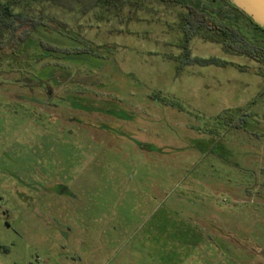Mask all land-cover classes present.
<instances>
[{
	"label": "rangeland",
	"instance_id": "rangeland-1",
	"mask_svg": "<svg viewBox=\"0 0 264 264\" xmlns=\"http://www.w3.org/2000/svg\"><path fill=\"white\" fill-rule=\"evenodd\" d=\"M12 10L43 25L0 27V264H264L259 64L181 3Z\"/></svg>",
	"mask_w": 264,
	"mask_h": 264
},
{
	"label": "trees",
	"instance_id": "trees-1",
	"mask_svg": "<svg viewBox=\"0 0 264 264\" xmlns=\"http://www.w3.org/2000/svg\"><path fill=\"white\" fill-rule=\"evenodd\" d=\"M20 0H10L5 3L0 1V27L10 28L12 32H15L21 26H28L31 28L32 31H35L38 26L43 25L40 21L30 18L22 12H13L12 7L16 6ZM56 4L59 7L72 9L74 3H78L82 6L83 12H88L92 8L103 5L106 8H111L114 6L116 0H55ZM161 2L165 3H181L187 9V15L185 16V20L182 24L183 33L186 38H190L194 36L196 33L203 32L207 38L213 41H221L224 43L223 38L230 37L235 45L229 46L231 49L245 53L253 58L257 57V54L261 53V63L264 65V50L260 51L258 46L247 43L243 41L244 46H239L236 42L240 39L239 35L222 21L211 14L207 9L204 8L203 3L212 0H196L193 3H190V0H160ZM222 15V14H221ZM17 23V25H16ZM19 24V25H18ZM254 24V23H253ZM255 27L260 28L258 25L254 24ZM264 30V29H262ZM208 32L214 33V35H206ZM30 30H23L21 35L19 36L20 41L28 36ZM201 34V33H200ZM42 50L44 51H54L57 50L53 46H44L42 43L40 44ZM228 46V45H227ZM88 49H76L74 53L76 55H81L87 52ZM65 56H69L71 51L65 49L63 50ZM63 58V57H62ZM67 58V57H66ZM65 59V57H64Z\"/></svg>",
	"mask_w": 264,
	"mask_h": 264
},
{
	"label": "flooded vegetation",
	"instance_id": "flooded-vegetation-1",
	"mask_svg": "<svg viewBox=\"0 0 264 264\" xmlns=\"http://www.w3.org/2000/svg\"><path fill=\"white\" fill-rule=\"evenodd\" d=\"M209 3H210V5H221L222 6V9H221L223 11L222 17H224V19L226 21V23H224V22L223 23L226 24L228 27L232 28L239 35L240 39H238L236 42L239 46H241V47L244 46L243 41H245L247 43H251V41H248L245 34H243L241 32L242 29L240 30L238 23H240L242 25L244 33L253 32L261 38V40L263 41V45H259L256 42L251 43V44L258 46L260 51L264 50V30H262V28L255 27L253 22L247 16H245L242 12H240L238 9L233 7L227 0H212V1H209ZM186 15H187V13H186ZM185 16H183V17L185 18ZM183 20H185V19H183ZM208 33H210L209 35H214V33H212V32H208ZM222 39L226 42L225 44H228L230 47H231V45L232 46L235 45L234 41L230 37H228V38L222 37ZM257 55H261V53H259ZM255 59L260 60L261 58L256 57ZM48 104L50 105V102ZM54 108H57L59 110L62 107L56 105ZM67 117L69 119L68 115H67Z\"/></svg>",
	"mask_w": 264,
	"mask_h": 264
},
{
	"label": "crops",
	"instance_id": "crops-1",
	"mask_svg": "<svg viewBox=\"0 0 264 264\" xmlns=\"http://www.w3.org/2000/svg\"><path fill=\"white\" fill-rule=\"evenodd\" d=\"M180 31H181V33H183V28H182V26H181V28H180ZM206 38H207V37H206ZM206 40H207V41L209 40V41H212V42H214V43H217L218 45H220L221 47H223V50H224L226 53H230V54H232V55L244 56V57L247 58L248 60H250V61H252V62H255L256 64H259V65H256L255 68H250V69H248V71H246V68H248V67H246V66L230 64V65H232V66H229V67H230L232 70H235V71L238 72V73L246 74V72H248L249 74L255 76L258 80H262V82H261V84H260V88H261V89L264 88V65L261 63L260 60H256L255 58H253V57H251V56H249V55H247V54H245V53H241V52H238V51H235V50L231 49V48L229 47L228 44H225V43H226L225 41H224V43H223V42H221V41H213V40H211V39H209V38H207ZM227 45H228V46H227ZM214 61H215V60H214ZM207 62L210 63V60L207 61ZM215 64H219V65H223V64H225V65H226V63H223V62H220V61H216ZM220 67L225 68V67H227V66H224V65H223V66H220ZM238 113L241 114V110H238ZM140 148H143V149H145V148H146V149H149L150 147H149V144H141V145H140Z\"/></svg>",
	"mask_w": 264,
	"mask_h": 264
},
{
	"label": "water",
	"instance_id": "water-1",
	"mask_svg": "<svg viewBox=\"0 0 264 264\" xmlns=\"http://www.w3.org/2000/svg\"><path fill=\"white\" fill-rule=\"evenodd\" d=\"M233 7L247 16L254 24L264 29V0H227ZM64 120H68L63 108L59 109Z\"/></svg>",
	"mask_w": 264,
	"mask_h": 264
}]
</instances>
